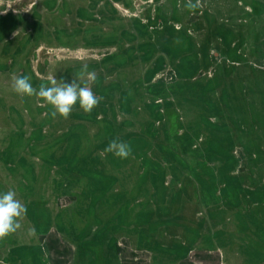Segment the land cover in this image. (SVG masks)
Instances as JSON below:
<instances>
[{"label": "rangeland", "instance_id": "obj_1", "mask_svg": "<svg viewBox=\"0 0 264 264\" xmlns=\"http://www.w3.org/2000/svg\"><path fill=\"white\" fill-rule=\"evenodd\" d=\"M187 2L0 0V192L27 208L0 264H264V0ZM25 75L100 103L53 116L14 92ZM196 193L192 248L176 212Z\"/></svg>", "mask_w": 264, "mask_h": 264}, {"label": "clouds", "instance_id": "obj_2", "mask_svg": "<svg viewBox=\"0 0 264 264\" xmlns=\"http://www.w3.org/2000/svg\"><path fill=\"white\" fill-rule=\"evenodd\" d=\"M197 8V2L188 0L187 10L195 12ZM85 75L92 83L96 82V75L88 71L87 65L81 68L77 79H81ZM13 90L21 96L41 98L44 103L53 107V116L59 114L65 119L68 118L77 104L84 112L90 113L100 103V98L93 93L90 87L81 86L74 81L71 83L63 80L58 82L54 77L46 85L41 84L37 90L26 75L19 76L14 79ZM106 151L113 152L120 159H127L132 154L129 143L115 140L109 144ZM15 196L13 190L0 192V238L15 232L20 227L17 223L18 218L27 213L26 206L22 205Z\"/></svg>", "mask_w": 264, "mask_h": 264}, {"label": "crops", "instance_id": "obj_3", "mask_svg": "<svg viewBox=\"0 0 264 264\" xmlns=\"http://www.w3.org/2000/svg\"><path fill=\"white\" fill-rule=\"evenodd\" d=\"M187 199H188L186 201L187 203H185L183 209H180L178 212H176V210H174V208H176L175 205H172L169 208L173 209V211H175L176 214H178L180 212L181 213L182 212L185 213L184 216L181 215V217H180V219L182 221V225H183L180 228V230H182L183 231L182 233L185 234L184 235L185 239H184V237H183V239L185 240L184 242L186 243V247L192 246V248H193V247H197L199 245V243L201 242L200 234H201V230H202V225L203 224L200 221H195L194 222L191 219V216H193V213L192 214H189V213H191L189 211L192 208H193L192 209V212H195L196 208L198 210V206L200 204L201 196H200L199 193H196L193 196L188 195V198ZM123 209L122 210H119L118 209L115 212V214L112 216L113 217V220H116L119 224H122L121 223L120 213L123 211ZM226 221L224 220L222 222H219L220 223L219 225H222L223 223H226ZM122 226H123V224H122ZM211 227L213 228V222H212V225L209 228L211 229ZM138 228H140V227H138ZM148 229L149 230H148V233L146 235V243L147 244H153L155 242V237L157 236V234L159 235L160 231H158V227H155V226H149ZM212 232L213 233H211L210 236H209V239L212 242H218V241H220L222 239L223 235H224L222 229L220 230V232H214V231H212ZM4 237H5V239L4 240L0 239V241H4V242L10 241V239L7 240V237L6 236H4ZM8 237H11V235L8 236ZM159 238H162V237L159 236ZM8 246H9V244H8ZM6 247H7L6 245H2V246H0V249H5ZM181 249H183V247H181ZM185 252H186V250H184L182 253L180 252V253L176 254L175 256L173 255V257L176 260H181L182 258H184Z\"/></svg>", "mask_w": 264, "mask_h": 264}]
</instances>
